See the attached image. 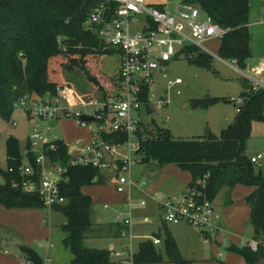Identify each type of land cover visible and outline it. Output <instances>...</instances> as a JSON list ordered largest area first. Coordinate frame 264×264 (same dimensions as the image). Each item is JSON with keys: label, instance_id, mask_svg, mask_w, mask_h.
Returning <instances> with one entry per match:
<instances>
[{"label": "trees", "instance_id": "trees-1", "mask_svg": "<svg viewBox=\"0 0 264 264\" xmlns=\"http://www.w3.org/2000/svg\"><path fill=\"white\" fill-rule=\"evenodd\" d=\"M203 12L224 27L219 39L217 55L222 60H234L237 68L247 66L251 57L249 47V0H193ZM97 0H0V116L6 120L13 113V104L21 96L56 95L64 84L59 70L65 69L84 77L83 87L89 98L98 95L101 102L120 93L122 85L115 74L101 70L104 56L117 51L103 44L85 21ZM181 53L189 61L208 64L207 54L193 46ZM240 97L245 102L236 111L233 119L219 135L206 128L199 138H176L167 129L154 124L152 128L136 123L133 136L137 139L135 153H142V160H153L159 166L174 164L190 174L185 187L196 184L209 200L224 187L231 189L242 184L254 189L244 197L249 206L248 221L252 227L255 249L248 244H231L228 250L243 258L244 264H264V175L245 154L244 143L249 137L252 121L264 122V89L247 91V82L242 79ZM85 89V90H84ZM147 97V89L143 91ZM216 100L206 98L193 100L191 105L210 106ZM94 121H98L94 119ZM109 142L120 145L127 139L125 132L105 133ZM56 150L48 152L52 162L66 161V145L55 142ZM7 168L16 167L21 153L17 140H6ZM32 161V157H31ZM34 165V161H32ZM0 170V204L4 208H43L39 195L19 186L22 177L16 172ZM69 180L61 184L65 197L62 204L51 210L61 212L65 222L61 225L62 243L72 255V264H109V248H88L83 245L85 236L96 231L92 219L93 201L83 188L103 184V170L92 166H73L68 169ZM13 183H16L13 186ZM116 226L118 235L120 227ZM159 237L158 234H154ZM167 262L188 264L181 256L173 238L164 241ZM162 261L161 250L150 238L138 242L133 255L135 264H156Z\"/></svg>", "mask_w": 264, "mask_h": 264}, {"label": "rangeland", "instance_id": "rangeland-1", "mask_svg": "<svg viewBox=\"0 0 264 264\" xmlns=\"http://www.w3.org/2000/svg\"><path fill=\"white\" fill-rule=\"evenodd\" d=\"M262 11H264V0H250L249 37L252 56L247 60L250 67L264 61V16L261 15ZM204 17L205 15L201 13V18ZM219 42V39H213L204 43V47L209 51L208 64L189 61L183 53L171 58L165 66L167 75L172 79L179 77L182 83L167 86L166 80L156 73L150 91L152 111L148 113L145 105L141 103L139 109L135 111L137 122L146 128H152L155 124L163 130H169L176 138H199L204 134L206 128L219 135L221 130L233 119L239 105V94L244 90L241 85L243 78L237 67L218 57ZM118 63V53L105 56L102 60V67L105 71L103 73L115 74ZM59 77L72 93L75 102L85 98L83 87H87V83L81 74L60 69ZM163 93L166 103L161 108H157V101L162 99ZM89 96L90 94H87L86 98L88 99ZM94 97L101 103L98 95H94ZM203 98L216 101L210 106L193 107L191 105L193 100ZM99 108V104H92L85 107L76 106L74 111L91 114L94 111L99 112ZM107 111L106 116L110 117V108ZM11 118L16 121L15 125H10L9 120L0 116V170H5L8 165L5 149L6 140L9 137L17 140L21 154L24 153L28 145V135L31 129L29 119L23 116L18 109L13 111ZM51 125L54 126L55 134L59 139L73 144L83 138L87 139L90 130L97 129L99 121H89L82 125L75 117L62 116L58 122H51ZM137 143V139L133 135H129L120 145L112 144L114 157L108 153L105 154L107 162H111L113 159L127 160V168L120 173L134 182L130 200L133 209L131 253L137 251L139 241L158 234L160 243L156 247L160 248L161 258L165 262L164 241L170 235L180 254L189 260L188 264H222L227 262L229 257L234 258L232 260L234 264H244L242 257L229 255L228 247L231 244L245 245L246 240L252 238V227L248 221L249 206L243 197L250 193L254 187L242 184H238L237 187L235 185L231 189L224 187L211 200L218 220L222 222L223 226L198 228L185 222L165 223L158 204L163 201V186L156 188L158 195L155 199L149 198L139 191L144 188L143 183L158 184L157 180H160L163 173L162 166L157 165L153 160L144 162L142 153H135ZM129 144H133L134 147H130ZM244 149L247 155L264 152V122L252 121L250 135L245 140ZM258 167L264 175V161ZM103 174L105 176L103 184H94L85 188L86 193L91 196L94 202L92 219L96 224L95 228L98 229L85 236L83 245L88 248H108L110 244H113L114 250L109 255V264H130L127 259L128 252L123 246L129 243L128 237H113L107 227L114 221L115 213L120 212L122 216L127 214V206L119 207L115 200L120 196H125L129 191L122 193L115 191L116 171L112 167H105ZM2 182L3 178L0 173V183ZM168 183L172 184L171 180ZM141 199L145 201L142 206L138 205ZM105 203L107 208H103ZM37 209L40 211V220L44 216L49 221L45 225L50 229L49 234L43 238L45 234L40 233L37 226L32 230L29 229L30 226H26L27 229L14 226L1 227L0 231L7 238L2 246V250H6L4 254L14 253L17 257L20 256L15 244L27 246L24 243V237L27 235L37 237L32 240L31 246L27 247L33 249L40 256L41 264H72L71 252L62 243L64 234L61 225L65 222L64 215L54 210ZM202 229H205V232L202 233ZM115 250L120 251V256L115 255ZM22 264L34 263L24 261Z\"/></svg>", "mask_w": 264, "mask_h": 264}, {"label": "built area", "instance_id": "built-area-1", "mask_svg": "<svg viewBox=\"0 0 264 264\" xmlns=\"http://www.w3.org/2000/svg\"><path fill=\"white\" fill-rule=\"evenodd\" d=\"M201 13L205 15L204 18H201ZM85 25L95 32L103 44L117 51L119 55L117 77L122 85L120 93L109 97L106 103L98 102L95 97L87 99V94L84 99L75 102L70 90L63 85L57 89L54 96L25 94L13 104V111L18 109L29 119L31 129L27 148L21 154L18 164L16 167H8L7 170L16 171L22 177L19 184L21 189L37 193L43 208L47 210L65 201L61 184L68 182V169L73 166H92L101 170L108 166L112 167L116 171L115 191L119 193L129 191L134 182L120 173L127 168V160L105 161L106 153L112 157L114 154L113 143L106 140L103 135L109 132H125L127 137L133 135L135 125L138 123L135 111L139 109L141 103L145 105L146 110L147 107L151 110L150 91L154 75L160 73L167 86L182 83L179 77L173 79L168 77L165 68L167 62L188 46L208 54L204 43L220 39L225 32L224 27L203 12L193 0H97L89 12ZM229 63L236 66L234 60ZM237 70L248 84L247 91L264 89V61L253 67L247 65ZM144 89H147L145 98ZM245 100V97L239 96L237 111ZM165 103L166 98L163 94L162 99L157 101V108H161ZM92 104H99V112L87 114L74 111L76 106L85 107ZM108 108L111 110L110 117L106 116ZM81 114L93 115L99 121L97 129L90 130L87 139L83 138L73 144L59 139L51 122H58L65 116L75 117L80 124L85 125L89 121L80 120ZM9 124H16L11 116ZM58 140L63 141L67 147V159L63 163L52 162L48 155V152L56 150L55 142ZM129 146L134 147L133 144ZM249 159L253 163L262 161L264 152L252 155ZM201 182L197 180L196 184L184 187L175 198L158 202L165 223L185 222L198 228L218 226V215L213 209L212 201L198 189ZM15 185L16 183H13V186ZM157 195L158 192H154L152 197L155 199ZM144 204V199H141L139 205ZM126 206L127 214L122 216L120 212L115 213L113 222L120 227L118 236L128 237L129 243L123 246L128 252L127 259L130 264H135L134 253H131L133 211L130 200L126 202ZM103 208H107L106 203ZM201 232H205V229ZM150 239L153 244L160 243L158 237L153 236ZM249 246L255 249L257 242L251 240ZM113 250L114 247L111 252ZM115 255L120 256V251L115 250ZM29 261L27 260V263Z\"/></svg>", "mask_w": 264, "mask_h": 264}, {"label": "crops", "instance_id": "crops-1", "mask_svg": "<svg viewBox=\"0 0 264 264\" xmlns=\"http://www.w3.org/2000/svg\"><path fill=\"white\" fill-rule=\"evenodd\" d=\"M160 1H162V0H160ZM249 4H250V0H249ZM171 6H172V4H171ZM249 10H250V8H249ZM261 15L264 16V11L261 12ZM249 23H250V21H249V18H248V30H249ZM249 47H250V39H249ZM250 51H251V49H250ZM251 56H252V53H251ZM103 58H102V60H103ZM248 63L249 62L247 61V65H248ZM117 68H118V65L116 66L115 69H117ZM101 70L103 72H105L104 69H103V67H102V62H101ZM175 85H178V84H175ZM163 94H162V96H163ZM252 155H255V154H252ZM252 155H247V156L250 157ZM262 161H264V160H262ZM262 161L256 162V163H258L257 165H256V163H254L257 168H259L258 167V166H260L259 163H261ZM162 169H163L162 170L163 171L162 177L159 178L160 180H157L158 181V184H154V183L145 184L143 189H139V191H140L141 194L146 195L147 197L154 199L152 197V194L154 192H157L156 191V188H158V186L159 187L160 186H163L162 187V196H163L162 197L163 198L162 200L167 199V198H175L184 189V187L186 186V184L190 181V178H191L190 177V174L188 172H186V171H182V170L178 169V167H176L174 164H165V165L162 166ZM169 180H171L172 184L171 183H168ZM237 186L238 185H236V187ZM172 187L174 189H171ZM85 188L82 189V191L84 193H86ZM248 190H250V189L248 188ZM123 195H125V194H123ZM244 197H243V200H244ZM131 198H132V192H131V189H130L129 190V193H127L125 196L118 197L115 200V202H116V204L119 207H122V206L124 207L126 205V202L129 201V200H131ZM92 201H93V199H92ZM42 209H45V208H42ZM132 211H133V209H132ZM248 214H249V208H248ZM39 215H40L39 209L34 208V207H24V208L18 207V208H9V209H7V208H4L0 204V228L1 227L2 228L3 227H7L8 228V227L14 226V227H19V228L22 227V229H27L26 226H30L29 229L32 230L33 227H36L37 226L39 228V232L45 234V236L43 238H46V235L49 234L50 229L47 226H45V225L48 224L49 221L44 216L40 220ZM45 219L47 221H44ZM40 225H41V227H40ZM115 225L116 224L114 222H112V223H110L107 226L109 228V229L107 228L108 231L110 232V234L113 237H117L118 236L117 233H116V226ZM218 226H223V224L222 225H218ZM252 234H253V231H252ZM154 237H156V235H154ZM35 238H37V237H30V236L25 235V237H24V243L27 246H31L32 240H34ZM6 239H7L6 238V235H4L2 233V231H0V262L2 264H22V262L24 263V261L29 260V258L26 255L21 254L20 252H19L20 253L19 254L20 256H18V257L14 253L4 254L6 252V250L5 249L2 250V246H3V244H5ZM251 240H253V239L251 238ZM251 240H246V243L245 244H248L249 241H251ZM158 244H155V245H158ZM229 255H233V256L236 255L237 256V254H235V253H233L231 251L229 252ZM71 258H72V255H71ZM232 260H234V258L233 257H231V258L229 257V259L227 260V262H223L222 264H234L232 262ZM164 263L171 264V263L167 262V259L165 260V262H163V260H162V262H159V263H156V264H164ZM208 264H210V263H208Z\"/></svg>", "mask_w": 264, "mask_h": 264}, {"label": "water", "instance_id": "water-1", "mask_svg": "<svg viewBox=\"0 0 264 264\" xmlns=\"http://www.w3.org/2000/svg\"><path fill=\"white\" fill-rule=\"evenodd\" d=\"M199 93L202 94L203 92H199ZM147 112L148 113L151 112V110L148 107H147ZM79 118L82 121H94L95 119L93 115H87V114H81ZM259 165H261V163H259ZM258 173H261L260 169H258ZM217 225H222V223L220 221H217ZM15 246L18 249V251L21 254L26 255L31 262H33L34 264H41V258L38 256V254L33 249L23 244L16 243ZM112 248H113V244H110L109 249L111 250Z\"/></svg>", "mask_w": 264, "mask_h": 264}]
</instances>
